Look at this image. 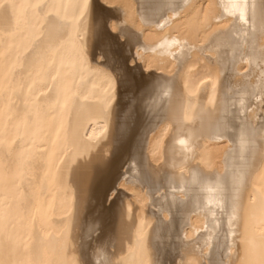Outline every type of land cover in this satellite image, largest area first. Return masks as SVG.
I'll list each match as a JSON object with an SVG mask.
<instances>
[{"label":"bare ground","instance_id":"1","mask_svg":"<svg viewBox=\"0 0 264 264\" xmlns=\"http://www.w3.org/2000/svg\"><path fill=\"white\" fill-rule=\"evenodd\" d=\"M0 264H264V0H0Z\"/></svg>","mask_w":264,"mask_h":264},{"label":"rangeland","instance_id":"2","mask_svg":"<svg viewBox=\"0 0 264 264\" xmlns=\"http://www.w3.org/2000/svg\"><path fill=\"white\" fill-rule=\"evenodd\" d=\"M208 250V249H207Z\"/></svg>","mask_w":264,"mask_h":264}]
</instances>
